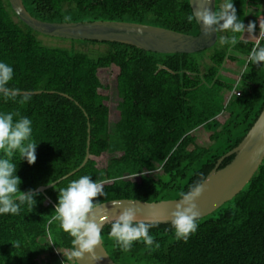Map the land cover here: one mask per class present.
Returning a JSON list of instances; mask_svg holds the SVG:
<instances>
[{
  "label": "trees",
  "instance_id": "1",
  "mask_svg": "<svg viewBox=\"0 0 264 264\" xmlns=\"http://www.w3.org/2000/svg\"><path fill=\"white\" fill-rule=\"evenodd\" d=\"M22 3L44 21H129L198 32L196 21L187 20L192 14L188 0ZM221 3L215 0V10ZM233 5L245 26L255 24V38L250 37L253 33L235 34L240 42L229 51L219 37L233 34L217 32L209 48L158 53L105 40L59 37L69 40V47L46 43L43 34L16 16L8 0H0V60L14 69L12 86L39 91L27 93L25 104L0 99V111L32 120L37 142L35 161L17 162L19 189L34 190L77 168L85 156L89 126L85 164L44 193L35 192L33 209L0 215V264H77L71 254L73 238L56 222L48 223L56 190L69 181L86 174L101 182L105 195L95 198L99 203L176 199L241 140L264 105V64H246L250 49L264 43V0H233ZM75 45L105 47L98 51ZM221 71L236 72L239 80ZM233 86L239 95L231 94L224 104ZM102 155L106 162L100 166ZM231 158L225 157L219 167ZM108 230L107 223L102 244L116 264H264V157L236 195L198 218L186 242L174 238L170 222H158L149 234L159 248L150 250L137 241L124 252Z\"/></svg>",
  "mask_w": 264,
  "mask_h": 264
},
{
  "label": "clouds",
  "instance_id": "2",
  "mask_svg": "<svg viewBox=\"0 0 264 264\" xmlns=\"http://www.w3.org/2000/svg\"><path fill=\"white\" fill-rule=\"evenodd\" d=\"M189 22L198 21L204 29L205 35L210 33H232L231 36L221 35V45H228L229 51L240 41L237 35L251 34L255 24L249 22L247 26L238 17L233 0H222L219 10L208 6H199L198 10L188 15ZM246 64H264V43H257L250 49ZM14 69L11 64L0 60V99L25 104L30 96L22 94L12 86ZM20 97L17 100V97ZM32 120L19 112L0 111V215L19 214L23 207L33 209L38 193L32 190L22 192L19 189L20 178L16 175L17 162L24 160L29 165L35 161L37 142L32 138ZM264 151V147L258 149ZM18 158L14 159L15 157ZM54 205L53 215L49 224L56 222L58 227L72 237V257L77 261L85 253L88 259L95 262L100 259L94 248L102 243L103 221L109 224L108 236L124 252H128L133 242L142 241L150 250L159 248V243L153 240L149 229L156 227L158 221L137 220L139 209L127 207L112 218L108 216V209L100 205L96 197L105 195L101 182L93 180L89 175H81L60 187ZM202 192V183L194 182L187 191L179 193L178 202L174 210L169 213L170 226L177 240L187 241L198 227L200 216L194 200ZM121 201H110L113 208L119 207Z\"/></svg>",
  "mask_w": 264,
  "mask_h": 264
},
{
  "label": "water",
  "instance_id": "3",
  "mask_svg": "<svg viewBox=\"0 0 264 264\" xmlns=\"http://www.w3.org/2000/svg\"><path fill=\"white\" fill-rule=\"evenodd\" d=\"M10 7L16 16L27 26L40 34L67 39H91L115 41L123 44L132 45L139 49L158 53H193L211 47L217 40V33L205 35L202 25H198V32L195 35L178 32L175 30L153 26L144 23L129 21H77V22H51L40 20L31 15L25 8L22 0H8ZM191 12L198 10L199 6H208L215 10V0H188ZM22 94L37 93L39 91H20ZM71 99L70 96L60 93ZM77 104V102H75ZM87 139L85 156L81 164L58 178L57 180L36 187L33 192H43L55 185L61 179L73 174L82 167L88 158L89 146V126L87 125ZM264 147V105L243 135L241 140L230 150L221 155L214 167L207 173L202 183V192L194 200L196 208L200 214L205 216L224 202L236 195L249 181L264 157V151L258 149ZM232 155L231 160L219 167L220 162ZM176 199H161L157 201H142L131 198H117L101 202L102 207L108 209L109 218L118 215L119 212L127 207L139 209L136 219L159 223L170 222L169 213L174 210ZM121 201L119 207L113 208L110 201ZM103 221V226L107 224ZM94 252L100 257L99 260L92 262L85 253L82 258L75 262L77 264H116L106 252L103 244L94 248Z\"/></svg>",
  "mask_w": 264,
  "mask_h": 264
},
{
  "label": "rangeland",
  "instance_id": "4",
  "mask_svg": "<svg viewBox=\"0 0 264 264\" xmlns=\"http://www.w3.org/2000/svg\"><path fill=\"white\" fill-rule=\"evenodd\" d=\"M255 33L253 32V35L250 36V37L255 38ZM41 37L43 38L44 41H46V43L49 42V44H52V45H62V46H66V47H69V45H70L69 40H64V39L61 40L59 37L47 36V35H42ZM75 47L78 48V49L79 48L86 49V50H89V49L94 50V49H96L98 51H101V50L104 49L105 46H103V45H88V46L80 47L78 45H75ZM90 54H92V53H90ZM230 75H232L234 78H237L238 77V73H236V72H234V73H232ZM224 99H225V101H227L229 99L228 98V95H225V98ZM105 162H106V157H104L103 155L100 156L98 158V160H97V163L100 166L103 165ZM42 257H44V256H41L40 258H42Z\"/></svg>",
  "mask_w": 264,
  "mask_h": 264
},
{
  "label": "built area",
  "instance_id": "5",
  "mask_svg": "<svg viewBox=\"0 0 264 264\" xmlns=\"http://www.w3.org/2000/svg\"><path fill=\"white\" fill-rule=\"evenodd\" d=\"M263 25H264V15H263V18H262L261 26L263 27ZM261 35H262V30L260 31V33H259L257 39L255 40V42L258 41V39L260 38ZM234 79H235L236 82H237V81L239 80V74H238V77H237V78H234ZM235 84H236V83H235ZM231 94L239 95V92L235 89V86H233L232 90H231L228 94H226V95H228V98H229ZM226 102H227V101H225L224 104H225Z\"/></svg>",
  "mask_w": 264,
  "mask_h": 264
},
{
  "label": "crops",
  "instance_id": "6",
  "mask_svg": "<svg viewBox=\"0 0 264 264\" xmlns=\"http://www.w3.org/2000/svg\"><path fill=\"white\" fill-rule=\"evenodd\" d=\"M221 74L224 75V76H226V77H230V78H233L234 79V77L232 75H230L232 73H227V72L221 71Z\"/></svg>",
  "mask_w": 264,
  "mask_h": 264
}]
</instances>
